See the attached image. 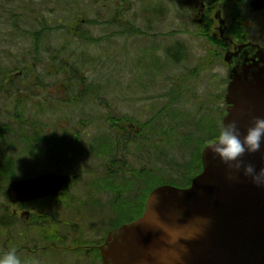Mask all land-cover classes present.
I'll use <instances>...</instances> for the list:
<instances>
[{"label": "rangeland", "instance_id": "rangeland-1", "mask_svg": "<svg viewBox=\"0 0 264 264\" xmlns=\"http://www.w3.org/2000/svg\"><path fill=\"white\" fill-rule=\"evenodd\" d=\"M46 1L0 0V72L10 68V75L14 76L8 79L9 83L3 80L0 86V159L9 156L19 169L1 183L0 214H11L16 207L7 198L8 185L14 176L26 177L38 170L44 171L48 169V162L56 163V154L64 157L69 149L59 142L48 145L47 134L51 132L54 141L67 127L74 129L77 120L96 118L93 123L79 124L81 131L92 125L94 132L108 131L118 125L126 127L129 122L120 118L124 116L141 125L147 124L151 135L138 138L137 142L152 160L149 163H157V172L147 169L145 173L149 177L157 174L158 178L146 186L142 196L137 191L139 181L130 182L127 188H132V194L137 191L133 198L143 199L162 183L184 186L197 174V169L189 166L190 162L195 159V163L202 164L204 147L223 127L228 68L222 56L199 60L190 50L193 58L188 57L183 65L185 71H180L174 62V37L162 38L160 44L150 35L142 34L145 26L140 11L139 20L133 26L127 20L134 15H129V9L118 0H99L97 4L94 0H48L43 4ZM137 9H132V14ZM44 24L54 30L50 29L39 40L36 33ZM168 29L170 26H165L163 31ZM188 44L194 47L192 42ZM198 60L199 67L192 69ZM188 66L190 70L186 69ZM159 111L161 115L152 118ZM111 116H115V121ZM65 119L70 122L68 126ZM169 130L171 133L165 134ZM129 137L116 134L121 145ZM102 142L98 150L108 147L107 139ZM137 142L130 145L134 147ZM158 144L160 150L156 148ZM49 155L52 157L48 158ZM98 156L96 150H85L80 163V155L71 154L68 162L75 164L71 170L81 173L83 168H95L92 166L97 164ZM178 163H186V167L180 168ZM137 165L140 168V163ZM92 178L87 175L81 180ZM130 199L128 196L121 204L112 203L105 211L94 206L91 200L85 201L79 209L69 210L67 214L79 211L93 216L103 238L110 225L101 224L121 220L119 207L127 208ZM7 233L10 238L1 255L14 246L13 228L0 226V247ZM16 253L21 264L67 261L64 253H44L43 260H36L33 255L23 260Z\"/></svg>", "mask_w": 264, "mask_h": 264}, {"label": "flooded vegetation", "instance_id": "flooded-vegetation-1", "mask_svg": "<svg viewBox=\"0 0 264 264\" xmlns=\"http://www.w3.org/2000/svg\"><path fill=\"white\" fill-rule=\"evenodd\" d=\"M98 1L94 0L95 4ZM117 2H121L125 9H129V15L132 17L134 15L132 19L127 20L130 25L136 24L139 20L138 11L141 12L145 26L142 34L150 35L149 37L160 44L163 42L162 38L172 36L171 39H173L174 37V62L180 71H185L183 65L187 58H193V55L199 57V60L221 55L229 70L231 64L225 60L228 53L232 56L234 64L240 67L248 64L247 59H257L259 53H264V0H118ZM134 8H138L135 10L136 14H132ZM162 26H170V29L165 32ZM189 42H192L194 47H191ZM159 49L164 48L159 47ZM199 60L194 63L192 69L199 67ZM186 69L190 70V66ZM23 72H18V74L22 75ZM225 81L223 99L226 110L228 74ZM95 119L75 121L73 125L75 130L67 127L62 135L54 138V141H52L51 132L47 134L49 143H46L48 145L59 142L69 146L64 157L61 154L54 156L56 168H51L54 165L50 161L48 169L44 171L39 172L38 170L26 177L22 174L14 176L13 180L34 177L44 172L71 176L70 185L55 194L16 203L8 199L9 203L16 207L11 214H0V226L6 229L10 226L13 228L11 237L13 248L23 256V260L30 255H33L32 258L36 260H43L45 259L44 253L45 255L64 253L67 255V261L60 264H105L101 246L106 242L109 233L142 216L150 192L155 187L164 184L156 185L143 199L133 198L137 195V191L140 193L139 196H142L146 192V186L154 183L158 178L157 174L149 177L147 172L145 173L147 169H155L157 172V163H154L156 167L149 163L152 160H149L147 154L144 153L145 148L137 142L140 140L138 138L143 137L144 139L151 135L149 129H146L147 124L141 125L135 120L121 118L122 121L129 122L126 127L122 128L118 125L108 131L94 132L91 125L86 131L80 130L81 122L93 123ZM112 120L115 121L114 118ZM64 121L66 126L70 124L69 120ZM116 134L130 137L125 138L121 145L117 142ZM132 137L136 139L132 140ZM102 139L108 140V147L98 150L100 144L103 143ZM133 142H137L134 147L130 145ZM156 148L160 150V147ZM85 150L97 151L99 156L96 160L98 162L92 166L95 168H83L81 173L74 169L71 170L75 164L68 162V155L71 154L74 157L80 155V163ZM160 153L162 154V150ZM51 157V155L48 156V158ZM139 163L140 168L137 165ZM87 175H92L94 178L81 180ZM193 177L189 182L184 181L185 185L181 187L190 185ZM133 180L139 181L140 186L134 194H132V188H127ZM143 181L146 184L142 185ZM128 196L132 197V200H129L130 205L124 209L119 207L122 213L121 220L101 224L110 225V229L103 238L99 236V224L94 222L93 216L80 214L79 211L72 215L67 214L69 210L79 209L81 203L84 204L85 201L90 200L94 206L102 207L105 211L112 203L121 204ZM129 217L131 219L125 221ZM17 230L20 232H16ZM4 238L5 241L0 247V255L4 249H7L8 242L6 241L9 240L10 235L7 233Z\"/></svg>", "mask_w": 264, "mask_h": 264}, {"label": "water", "instance_id": "water-1", "mask_svg": "<svg viewBox=\"0 0 264 264\" xmlns=\"http://www.w3.org/2000/svg\"><path fill=\"white\" fill-rule=\"evenodd\" d=\"M231 64L223 125L233 120L246 134L255 117H264V53ZM241 159L264 168V143ZM203 170L189 187L154 188L142 216L112 230L101 246L105 264H264V185L202 151ZM70 175L45 172L15 179L8 186L12 203L55 194Z\"/></svg>", "mask_w": 264, "mask_h": 264}, {"label": "clouds", "instance_id": "clouds-1", "mask_svg": "<svg viewBox=\"0 0 264 264\" xmlns=\"http://www.w3.org/2000/svg\"><path fill=\"white\" fill-rule=\"evenodd\" d=\"M262 143H264V117H255L246 134L242 133L237 121L226 122L215 139L209 142L208 148L221 162L236 170L243 167L245 175L250 176L258 185H264V168L257 171L255 165L246 164L241 159L246 152L260 151ZM0 264H21V260L13 248L0 255Z\"/></svg>", "mask_w": 264, "mask_h": 264}, {"label": "trees", "instance_id": "trees-1", "mask_svg": "<svg viewBox=\"0 0 264 264\" xmlns=\"http://www.w3.org/2000/svg\"><path fill=\"white\" fill-rule=\"evenodd\" d=\"M114 21V20H113ZM50 29H52V30H54L53 29V27H51V26H47L46 24H44L43 25V27H42V30L40 31V32H37L36 33V37L38 36V39L39 40H41V38L40 37H44V35H45V33H47V31H49ZM38 34H40V36L38 35ZM37 58V57H36ZM21 68H23V67H21ZM16 69H18V68H16ZM12 73V70L10 69V68H4V70L3 71H1L0 72V77L2 78V79H0L1 81H0V86L1 85H3L4 84V81L3 80H7L8 81V79H10L11 78V80L14 78V76H13V74L12 75H10ZM24 73V72H23ZM18 75H20V74H18ZM10 80V81H11ZM10 81H8V83L10 82ZM19 92H20V90H19ZM168 106V105H167ZM170 106H171V104H170ZM17 108H18V106H17ZM164 109H166V107L164 108ZM161 113V111H159V112H157L152 118H157L159 115H161L160 114ZM20 114L21 113H18V116H20ZM22 115V114H21ZM112 118H115V116L113 117V116H111ZM120 118H127V117H120ZM165 132V134H169V133H171V130H169V131H164ZM160 146V144H158V147ZM4 158L2 159H0V192H1V188H2V181L4 182V181H6V179L8 178L7 177V175H11V174H13V173H15V171H16V166H14V161L12 160V158H10L9 156H7V155H4L3 156ZM195 159H194V161H191L190 162V165L189 166H191L192 167V169L194 168H196L197 169V173H199L201 170H202V164L201 165H198L197 163H195ZM189 164V162L187 163V165ZM178 166L180 167V168H183V167H186V163H184V164H182V163H178ZM200 168V169H199ZM29 169V168H28ZM18 171H19V169H17ZM196 175V174H195ZM193 177V176H192ZM191 180V179H190ZM6 194V193H5ZM4 196V195H3ZM4 225H8V224H5L4 223ZM1 249V248H0Z\"/></svg>", "mask_w": 264, "mask_h": 264}]
</instances>
